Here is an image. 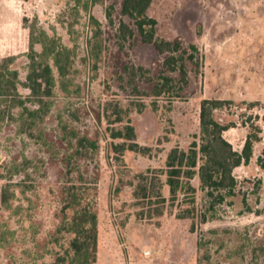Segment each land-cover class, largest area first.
<instances>
[{
  "label": "rangeland",
  "instance_id": "1",
  "mask_svg": "<svg viewBox=\"0 0 264 264\" xmlns=\"http://www.w3.org/2000/svg\"><path fill=\"white\" fill-rule=\"evenodd\" d=\"M121 2L99 0L87 12L80 9L76 12L72 0H0V57H16L14 66L21 80L25 75L28 27H42L75 50L74 86L70 89L78 85L79 93L70 99L58 93L46 127L50 128L48 139H51L56 124L54 115L68 103H74L71 111L81 108L78 119L67 122L69 127L98 140V154L93 162H87L90 171L94 164L97 168L94 264H206L197 243L200 235L211 229L237 230L244 237L264 242V170L258 165L259 158L264 162V0H151L147 14L156 20V35L165 40L177 38L185 48L194 45L197 49L193 61H186L185 84L177 82V72L162 65L164 55L140 41L132 21L121 15ZM107 9L111 23L106 17ZM92 17L101 29V35L95 39ZM120 20L134 31L122 48L116 37ZM96 49L98 56L92 57V50ZM126 63L147 69L150 73L145 77H154L161 71L173 77L172 90L178 94L164 93L156 98L149 94L150 84L143 81L139 84L140 92H134L123 74ZM179 85L181 90L176 89ZM19 91L22 95L27 93L22 88ZM203 99L228 101L215 111V116L229 125L222 136L234 151L241 152L249 132L257 136L250 159L232 171L237 194L233 204L219 207L216 216L202 224L177 219L176 208L165 209L160 217L137 216L145 208L136 204L132 195L136 175L147 169L164 171L167 152L174 146L188 147L199 133ZM115 103L129 109L135 140L140 146L149 147L148 154L113 153L110 143L118 141L108 137L106 127H117L107 123L115 117L112 114ZM138 104L142 105L139 112ZM55 147L63 153L61 145ZM22 155L38 166L32 214L43 239L56 223L59 182L77 175L63 177L61 163L51 159L39 145L16 136L13 126L0 128V171L12 160L19 162ZM20 179L21 176H16L13 181ZM160 180L164 181V175ZM191 183L198 188L197 178ZM162 192L167 196V189ZM200 195L198 192V205L202 202ZM242 196L249 210L243 208ZM18 235L21 238L20 230ZM208 239L205 235L204 240ZM217 239L218 235L212 236L208 244V264L249 263V241L248 247H244L245 258L240 262L239 258L228 259L225 248L217 250ZM222 239L228 241L227 248L237 241L233 233ZM22 248L17 242L0 251V264H27L21 256ZM9 255L21 260L14 262ZM50 263L51 259L46 257L36 264ZM257 263L264 264V260Z\"/></svg>",
  "mask_w": 264,
  "mask_h": 264
},
{
  "label": "trees",
  "instance_id": "2",
  "mask_svg": "<svg viewBox=\"0 0 264 264\" xmlns=\"http://www.w3.org/2000/svg\"><path fill=\"white\" fill-rule=\"evenodd\" d=\"M72 1L76 12L77 9L87 12L99 0ZM150 3L151 0H122L121 15L132 21L143 44L151 45L157 53L165 56L162 65L169 71L177 72V82L185 84L186 61H193L197 49L194 45L185 48L177 38H159L156 35V20L147 14ZM106 17L111 23L109 9L106 11ZM93 23L96 28L92 38H99L101 29L92 17ZM28 29L24 79H20L19 71L14 66L16 57H0V128L13 126L16 136L39 145L51 159L61 163L63 177L74 174L77 177L59 182L56 223L54 228L40 239L38 224L33 221L32 214L35 208L32 199L37 189L35 174L38 166L32 165L33 159L23 155L19 162L12 160L6 163L3 171H0V251L20 242L23 246L21 256L27 264H36L46 257L51 259L50 264H94L97 244V168L94 164L90 171L87 162H93L98 154V140L69 127L71 125L67 122L77 120L78 110L81 108H75V112L71 111V108L76 106L74 103H68L54 115L56 124L52 128L51 139H48L50 128L46 127V120L55 108L58 93L69 99L79 93L78 85L75 89H70L74 86L72 66L75 50L65 46L54 33L49 35L42 27ZM117 31L116 37L122 48L125 41L134 35V31L123 20L119 21ZM188 50L191 52L188 53ZM97 56V49L92 50V57ZM122 69L126 82L132 86L134 92H140L139 84L143 81L150 84L149 94L156 98L164 93L178 94V91L172 90L174 78L162 71L154 77H145L150 72L142 66L126 63ZM19 88L27 93L22 95ZM176 89L182 88L179 85ZM169 96L171 98L177 95ZM225 103L228 101L203 99L199 109V133L188 147L171 148L166 154L164 171L147 169L146 172L136 175L132 195L136 204L145 208L141 209L137 216L160 217L165 209L176 208L177 219H190L202 224L213 219L219 207L233 204V198L237 194L232 171L250 159L257 136L249 132L241 152L232 149L230 143L222 136L229 125L221 123L215 116V111ZM141 106L138 104V112ZM112 114L114 119L108 120L107 123L117 124V127L107 126L106 132L112 141H118L110 143L113 153L117 156H122L124 152L148 154L149 147L140 146L135 140L136 132L128 116L129 109L115 103ZM56 144L62 146V154L60 150L55 149ZM39 160L44 164L43 159ZM258 165L264 170L261 158L258 159ZM161 175H164V181L160 180ZM16 176H21L20 181H13ZM194 178L198 180V188L191 183ZM164 188L167 189V196L162 192ZM198 192L202 197L200 205L197 203ZM241 204L244 209L249 210L245 196L241 197ZM19 230L22 232L21 238L17 236ZM229 233H233L237 241L227 248L228 241L222 238ZM205 235L209 238L206 241ZM217 235V250L225 248L228 259L239 258L241 262V259L245 258L244 247H248L249 241L248 264H258L259 260H264V242L259 239L251 240L237 230L211 229L206 234H201L197 243L206 264L210 258L207 254L208 244L211 237ZM8 258L14 262L21 260V257L13 255Z\"/></svg>",
  "mask_w": 264,
  "mask_h": 264
}]
</instances>
